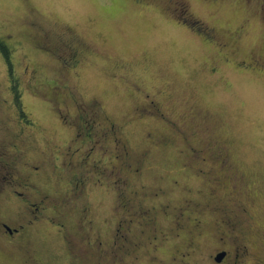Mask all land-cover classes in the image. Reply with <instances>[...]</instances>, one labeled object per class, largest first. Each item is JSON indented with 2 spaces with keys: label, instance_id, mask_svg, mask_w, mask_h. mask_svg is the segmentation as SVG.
Listing matches in <instances>:
<instances>
[{
  "label": "rangeland",
  "instance_id": "374dc122",
  "mask_svg": "<svg viewBox=\"0 0 264 264\" xmlns=\"http://www.w3.org/2000/svg\"><path fill=\"white\" fill-rule=\"evenodd\" d=\"M177 1L180 0H0V38L8 45L14 70V74L10 73L0 50L1 135L19 145V170H28V164H48L42 174L31 173L41 194L53 200L66 199L77 185L76 177L84 182L76 198H69L78 209L69 215L64 213L60 220L76 246L89 250L86 264L100 260L93 249L99 240L103 248L112 250L116 246V229L126 217L118 207L120 180H125L133 191L141 185L147 190L163 186L168 194L162 199H171L174 204L184 199L220 201L228 207L242 204L253 217L248 229L254 237L253 251L264 262V74L231 62L249 61L253 53L264 59V0H222L218 4L182 0L189 6L192 19L205 29H214L215 41L225 44L222 48L181 24ZM31 20L42 34L53 33L54 37L70 32L83 47L91 49V54L77 44L82 54L79 66L60 72L62 67L56 60L38 52L28 38L34 30L30 28ZM236 28L241 29L237 43L230 35ZM224 55L232 56L231 63L223 62ZM211 68L218 69L217 73H210ZM120 74L125 80L119 78ZM54 81L61 88L57 102L50 99ZM131 83L142 85L145 91L162 92L157 97V116H153L159 119L138 114L149 104H137L142 98L132 91ZM4 100L10 104H1ZM76 101L98 108L104 128L114 125L115 130L120 129L118 137L128 150V163L137 165L140 156L146 155L140 175L122 169L121 161L115 158L118 152L113 137L101 142L86 138L83 126L76 128L83 123L76 116ZM14 105L25 114L19 117ZM65 106L69 107L70 117L65 110H58ZM192 112L199 117L193 118ZM161 113L168 123L158 117ZM204 116L212 119L205 122ZM203 124L221 136L217 141L229 145L232 174L241 179L237 189L227 178L222 179L227 189L221 187L223 183L212 185L199 170L215 169V174L223 178L219 161L209 157L208 151L192 158L175 133L202 129ZM197 133L193 142L199 149L204 132ZM169 136L172 142L167 146L152 144V140ZM204 157L206 160H202ZM85 160L87 164L82 166L80 162ZM160 200L145 203L159 207ZM10 206L9 203L8 209ZM85 207L87 219L82 218ZM87 220L91 223L87 224ZM202 220L203 229L210 233L214 216L204 214ZM86 237L95 247L86 246ZM17 244L10 247L0 241V264H73L57 227L41 225L19 238ZM211 244L210 237L205 245ZM32 252L37 262L29 261L28 253ZM169 256L168 253L164 259L173 264ZM139 257L134 264H152L146 254Z\"/></svg>",
  "mask_w": 264,
  "mask_h": 264
},
{
  "label": "flooded vegetation",
  "instance_id": "af4514ba",
  "mask_svg": "<svg viewBox=\"0 0 264 264\" xmlns=\"http://www.w3.org/2000/svg\"><path fill=\"white\" fill-rule=\"evenodd\" d=\"M132 1L139 3L141 0ZM210 2L212 4L220 3L219 0H211ZM177 5L182 8L187 7L186 9H188V6L182 0L177 1ZM35 26V21L31 20L30 28L32 27L34 30L28 34V38L32 41L34 48L38 52L47 53L56 60L62 67L60 72L66 71L68 67L77 68L79 66L82 54L77 44L80 45V48H83L84 52L90 54L92 52L91 49L83 47V44L81 45L80 41L72 36L70 32L57 34L53 37V33L42 34L38 32ZM202 28L205 33L203 35L204 38L212 43L214 37L211 39L208 35L213 29H205L203 26ZM235 33L236 35L233 40L237 43L240 39L238 36V34L240 35V30ZM214 43L219 48L225 46V44H220L215 40ZM229 57L231 58L232 56L228 55L226 57L224 55L223 62H230ZM236 60L231 59V62L237 67H252L253 70L262 71V74H264V65L253 55L250 56L249 61L237 62ZM217 71L218 69L216 68L210 69V73L212 74H216ZM118 76L125 80L122 74ZM130 87L135 94H138L142 98V102L138 100L137 104H149L148 107L141 108L138 114L141 116L148 114L151 118H154V115L157 116L156 104H159L157 97L162 92L145 91L146 88L137 83H131ZM60 90L58 82L54 81L51 86L50 99H54L57 102L60 98ZM16 103L14 101V104ZM1 104L10 103L4 100ZM14 107L19 117L20 113L25 114L24 111H19L15 105ZM74 109L77 111V118L83 120L84 126L82 131H84L83 134L86 138L90 137L91 139L106 142L110 136L113 137L115 149L118 152L115 158L121 161L120 166L122 169H126L135 175L141 174L142 163L140 161L137 165L127 162L129 153L126 147L122 145L120 137H118L120 129L115 131L114 125L104 128L98 108L84 106L76 101ZM58 110L60 112L65 110L67 116L70 117L68 106H65L63 109L58 107ZM192 113L195 114L193 118L199 117L197 113ZM158 117L164 123H168L164 114L161 113ZM204 117H207L205 122L212 119L209 116ZM20 124L22 125V120ZM2 125L0 122V210L3 209L2 212L0 211V241L5 245L9 244L10 247H18L19 244L17 242L19 238L21 239L30 230L34 231L40 228L41 225H51L57 227L58 232L62 234L67 248V255L73 261L72 263L86 264V259L90 253L89 250L83 246L79 248L76 246L72 236L65 230L66 224L60 220L61 217H64V213L69 215L76 209L69 198H76L74 196L80 193L84 182L79 177H76L78 178L77 182V179L74 177L77 185L74 186L71 196H68L66 199L56 198L53 200L51 196L41 194L40 187L34 180L36 177L33 178V181L31 173L42 174L43 169L47 168L48 164L44 166L28 164L30 172L26 169L19 170L18 164L21 160L22 151L19 150V145L15 142L4 140V137L1 135L2 131H4ZM172 125H175V123L173 122ZM79 126L76 128L81 129L80 127L82 126ZM200 130H203L204 133L200 136L202 141L197 145L198 149L196 146L194 147L196 144L193 141H196L194 133ZM175 133L181 138L182 143L188 147L187 151L191 153L192 158L198 157L201 151H208L209 157L219 161L223 178L215 174V169L199 170L212 185L220 186L223 183L222 179L227 178L229 184L237 189L236 186H238L239 180L241 182V179L237 174H234V176L232 174L231 150L228 149V144L226 145L216 140V138L221 137L216 134V130H210L203 124L202 129H181V131ZM171 142V136L152 140V144L159 147L167 146ZM100 148L104 150L103 153L106 152L104 146ZM145 156L143 153L140 156V160L142 161ZM202 160H206V158L204 157ZM80 164L82 166L84 164L85 166L87 164L86 160L80 162ZM52 165L56 167L55 164ZM72 167L70 166V168ZM116 175L117 171H114L113 176ZM247 184L244 181V185L247 186ZM119 186L122 192L118 207H121L122 214H126V217L120 220V228L116 229L117 240H114L116 246H112V250L110 248H103L105 246H103L101 240L97 242V248H93L99 254L100 260L97 264H134L140 260L139 254L141 255V253L146 254L152 264H167L164 256H167L168 253L170 254L169 261H172L173 264H264L261 256L253 251L252 241L254 237L248 230L253 217L249 216L242 204L235 203L234 206L228 207L220 201L212 202L209 200L202 203L195 202L193 199H184L178 202V204H174L171 199H162L168 194L167 189L163 186L157 185L155 188L147 190L145 185H141V188L133 191L125 180H120ZM221 187H224V183ZM36 195L38 197H35ZM214 197L211 199L214 200ZM150 200H160V206L147 205L145 202ZM9 203L11 206L8 209ZM82 211V218L87 219L89 215L88 208L85 207ZM204 214H210L215 218L214 229L210 233H207L203 229L202 216ZM160 219H162V224L160 223ZM86 223L90 224L91 221L87 220ZM210 237L213 244L206 246L205 243ZM86 241V244H88L86 246L95 247L90 237H86ZM205 248H211V250H204ZM162 254L163 256H161ZM28 256L29 261L37 262L38 258H36L33 252L28 253Z\"/></svg>",
  "mask_w": 264,
  "mask_h": 264
},
{
  "label": "trees",
  "instance_id": "16d2710c",
  "mask_svg": "<svg viewBox=\"0 0 264 264\" xmlns=\"http://www.w3.org/2000/svg\"><path fill=\"white\" fill-rule=\"evenodd\" d=\"M206 1H208V2H210L211 0H206ZM219 1H222V0H219ZM187 5V4H186ZM188 6V5H187ZM177 7L179 8V11H180V15L181 16H179V18L181 19V24H184V25H188L189 27H192V28H194V30L196 31V33L198 34V35H200V36H203V35H205V33H204V30H203V28H202V26H201V24H199V21H196V20H194V19H192V18H194L193 16H192V14H190L189 13V11H187L188 9H189V6H188V9H186V8H182V7H179L178 5H177ZM262 8V10H263V7H261ZM185 17H188L189 19H186ZM179 20V19H178ZM180 21V20H179ZM241 31V29H239V28H236L235 30H233V31H235V32H237V31ZM234 32V34L232 33V34H230L233 38H235V35H236V33ZM238 34V33H237ZM215 32H214V29H213V31H211V32H209V37L211 38V39H213V37L215 38ZM209 38V39H210ZM210 39V40H211ZM206 40V39H205ZM215 40V39H214ZM214 40L212 41V42H214ZM207 41V40H206ZM0 50H1V53L3 54V56H4V58H5V60L9 63V69H10V73L11 72H13V74H14V70H13V68L11 67V64H10V62H11V55H10V50L8 49V45L6 44V43H4L3 41H2V39L0 38ZM253 56H255L257 59H258V61H260V63L262 64V65H264V59H263V57H260V56H258V55H256V54H254L253 53ZM260 58V59H259ZM16 85H14L13 86V92H14V95H15V97H16V94H15V90L16 91H18L17 89H16ZM19 97V93L17 94V98ZM82 122H83V120H81ZM80 126H84V124L83 123H80L79 124ZM111 126H113V125H111ZM110 126V127H111ZM116 131V130H115ZM138 161H140L141 163L143 162V159H142V161L140 160V159H138Z\"/></svg>",
  "mask_w": 264,
  "mask_h": 264
}]
</instances>
